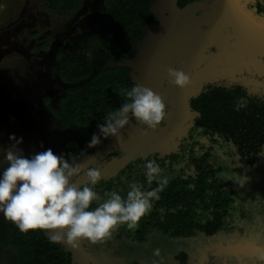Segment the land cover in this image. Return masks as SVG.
<instances>
[{"label": "rangeland", "instance_id": "rangeland-1", "mask_svg": "<svg viewBox=\"0 0 264 264\" xmlns=\"http://www.w3.org/2000/svg\"><path fill=\"white\" fill-rule=\"evenodd\" d=\"M175 1L156 0L154 8L159 22L146 28L147 35L136 58L126 62L135 82L161 95L171 115L165 125L146 132H141L137 122L130 118L119 142L111 138L95 155L80 161L85 166L96 165L101 178L116 173L127 159L101 163L106 152L113 150L133 157L149 151L166 153L173 148L190 119L188 100L213 80L212 77L218 78L225 66L255 68L264 77L262 60L245 54L237 40L226 34L220 36L217 27L210 30L212 34L199 32V26L210 15L201 10L206 0H193L182 9ZM103 11V0H83L81 7L66 17L48 12L40 0H0V171L7 166L3 156L11 143L10 134L23 137L18 147L25 157L48 148L54 154H63L52 115L41 108L46 98L53 106L64 94V85L49 68L62 45L67 54L83 51L95 69L107 62L106 54L97 47L94 29ZM191 35L195 38L188 37ZM170 67L188 74L191 83L183 89L168 83ZM213 150L225 174L223 178H235V175L246 178L243 187L228 179L234 190L230 224L226 222L231 229L228 233L211 238L199 234L175 239L152 234L145 242H135L117 228L103 244L90 245L85 240L75 250L64 246L78 264H129L131 261L182 264L176 258L181 251L186 254L184 264H257L258 250H264V155L249 167L241 159L230 160L222 148ZM79 181L85 178L79 177ZM0 220H4L2 216ZM157 248L159 257L153 255ZM7 252L0 248V264H4Z\"/></svg>", "mask_w": 264, "mask_h": 264}, {"label": "trees", "instance_id": "trees-1", "mask_svg": "<svg viewBox=\"0 0 264 264\" xmlns=\"http://www.w3.org/2000/svg\"><path fill=\"white\" fill-rule=\"evenodd\" d=\"M40 1L48 12L58 17L76 12L83 2ZM191 1L176 0L175 3L182 9ZM155 2L103 0V17L96 22L94 29L97 47L106 54L107 62L98 69L81 50L67 54L62 45L55 52L49 69L64 85V94L53 106L46 98L41 108L49 110L52 115L57 141L66 159L75 157L80 162L95 155L111 140L102 139L100 145L88 147L92 134L98 133L96 125L103 123L109 113L126 102L125 90L137 84L126 62L136 58L147 35L146 28L159 22ZM217 18V22L233 24L225 17L222 8ZM258 18L264 27V15ZM217 22L216 19L207 22L206 29L217 27ZM220 27L216 31L221 35ZM43 48L46 50L47 45ZM225 67L218 78L212 77L213 80L188 100L190 119L187 128L168 152L149 151L145 155L126 157L128 154L123 156L111 150L101 157V163L127 158L116 173L97 182L94 190L101 196L113 189L123 196L131 182H140L147 190L149 186L143 175L146 159H155L162 175L170 178L160 193V199L154 202L151 212L141 218L134 231L123 225L118 227L129 240L145 242L152 234L166 239L190 238L199 234L211 238L231 231L228 224L234 190L231 181L220 175L222 170L213 148H222L230 160L241 159L249 167L263 156L264 77L256 73L255 68L242 66L244 69H239L234 64ZM241 97L246 107L238 109L237 101ZM155 186L153 182L151 187ZM96 206V202L90 205L92 208ZM0 248L8 251L4 264H78L67 247L50 243L43 230L21 233L4 220H0ZM176 258L184 264L186 254L181 251ZM129 264L138 263L131 261Z\"/></svg>", "mask_w": 264, "mask_h": 264}, {"label": "clouds", "instance_id": "clouds-1", "mask_svg": "<svg viewBox=\"0 0 264 264\" xmlns=\"http://www.w3.org/2000/svg\"><path fill=\"white\" fill-rule=\"evenodd\" d=\"M261 59L264 61V57ZM167 80L180 89L191 83L190 76L175 67L167 69ZM124 95L126 102L96 125L98 133L92 134L89 148L100 145L102 139L116 138L119 142L130 118L137 122L141 132H146L155 131L171 115L161 95L148 87L134 84ZM244 107L246 103L241 97L237 108ZM8 139L11 143L3 156L7 166L0 171V216L21 233L43 230L50 243L67 245L73 250L85 240L90 245L103 244L121 225L134 231L169 183L170 178L162 175L156 160L146 159L143 175L147 190L140 182H131L123 196L115 189L101 196L94 190L101 179L98 167L85 166L75 157L66 159L63 154H54L51 148L25 157L18 147L23 137L10 134ZM81 176L84 183L78 182ZM226 178L234 179L241 187L246 182L239 175ZM153 182L155 187H151ZM93 202L97 203L95 208L90 207ZM153 255L159 257L160 249H154ZM257 264H264V250H258Z\"/></svg>", "mask_w": 264, "mask_h": 264}, {"label": "flooded vegetation", "instance_id": "flooded-vegetation-1", "mask_svg": "<svg viewBox=\"0 0 264 264\" xmlns=\"http://www.w3.org/2000/svg\"><path fill=\"white\" fill-rule=\"evenodd\" d=\"M207 2V5L208 7L204 8V9H201L203 11L207 10L205 13H209L210 12V15L207 19H205L203 21V24L199 26V32H206L207 34H212L214 32L206 29V24H208L207 22H211V18H212V21H214L216 19V22L218 20V15L221 11V4L218 0H206ZM232 4L236 7V9L241 13V15L243 17H245L246 19H248L250 22L258 25V27L260 29L264 28L261 26V22L257 19L258 16H261L262 14L264 15V0H231ZM248 10H251L250 12H248ZM256 12H258V14H256ZM214 13V14H213ZM261 14V15H260ZM257 19H256V17ZM219 30L222 31L221 34L223 35H227V37H231V39H235L237 40V42L242 46L245 54H251L252 56L254 57H258V58H262L263 56L257 54V53H254V52H251V51H248L249 49L247 48V45H246V33L243 32V31H237L235 29V27L233 26V24L231 23H228L227 25L223 24V23H220V22H217V27H220ZM196 33V32H195ZM186 34L187 35H190L187 33L186 31ZM223 35H220V36H223ZM220 36H216V38L220 37ZM188 37H193L195 38V36L191 35V36H188ZM215 38V36H214ZM190 42L192 43V41L190 40ZM262 60V59H261ZM264 63V61H261Z\"/></svg>", "mask_w": 264, "mask_h": 264}, {"label": "water", "instance_id": "water-1", "mask_svg": "<svg viewBox=\"0 0 264 264\" xmlns=\"http://www.w3.org/2000/svg\"><path fill=\"white\" fill-rule=\"evenodd\" d=\"M221 4L222 12L226 18H230L237 31L246 33L247 48L264 57V28L250 22L232 4L231 0H218Z\"/></svg>", "mask_w": 264, "mask_h": 264}]
</instances>
